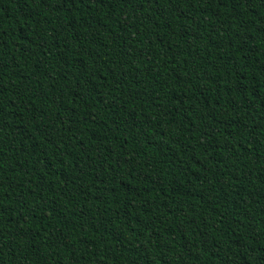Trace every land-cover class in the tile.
<instances>
[{
  "label": "trees",
  "instance_id": "obj_1",
  "mask_svg": "<svg viewBox=\"0 0 264 264\" xmlns=\"http://www.w3.org/2000/svg\"><path fill=\"white\" fill-rule=\"evenodd\" d=\"M0 264H264V0H0Z\"/></svg>",
  "mask_w": 264,
  "mask_h": 264
}]
</instances>
